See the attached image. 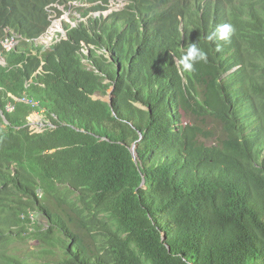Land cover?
Wrapping results in <instances>:
<instances>
[{
	"label": "trees",
	"instance_id": "1",
	"mask_svg": "<svg viewBox=\"0 0 264 264\" xmlns=\"http://www.w3.org/2000/svg\"><path fill=\"white\" fill-rule=\"evenodd\" d=\"M14 1L32 7L18 34L51 27L38 3ZM191 1L130 0L111 25L81 24L36 55L14 53L0 106L16 105L9 136L30 162L20 168L25 200L10 199L0 177V244L11 228L39 224L34 237L56 257L46 264H264V0ZM226 23V43L207 40ZM191 43L207 62L181 73ZM112 86L113 106L93 98ZM8 93L49 108L55 128L31 135L30 106ZM189 115L222 128L186 125Z\"/></svg>",
	"mask_w": 264,
	"mask_h": 264
},
{
	"label": "clouds",
	"instance_id": "2",
	"mask_svg": "<svg viewBox=\"0 0 264 264\" xmlns=\"http://www.w3.org/2000/svg\"><path fill=\"white\" fill-rule=\"evenodd\" d=\"M114 1L121 2V0H110V2L106 4L104 0H97L95 2L84 3L76 0H69L65 3H53V0H30V6L33 3H38L40 6H42L43 10L49 15L48 20L51 21L50 24H53L54 22V15L61 18L66 11L70 13V15H72V19H75V15H81L82 20H77L76 24H73L75 21L72 20L70 23L65 22L62 26V28H64L65 30L60 36L64 37L65 41H67L69 40L70 31L79 28L81 24H85V27H97L105 23H107V25H111L114 22L118 21L116 15L121 14L127 7L131 5V2L130 0H126L128 5L125 6L123 10L116 11L112 10L114 8V6H112V3ZM191 5H195V0L191 1ZM101 6L104 7V9H99V7ZM58 7H64L65 11H59ZM31 9L32 7L29 8L23 5L21 2L18 3L14 0H0V53L2 54L0 57V77L8 75L12 72L11 59L15 52H20L24 55H36L37 49L41 48V46L45 47L46 49H49L53 46L49 45V47H47L45 45L38 44L39 42L49 44L51 35L50 32L47 30L48 27L43 32V34H40L39 36L33 37L31 39L25 38L23 35L17 33V30L20 29L21 14L30 15ZM71 9L73 10L71 11ZM84 12L87 13L86 16L83 15ZM96 19L98 23H96ZM91 20H93V25H88L89 21ZM234 31V27L231 24L226 23L218 26L216 30L211 32L206 38L209 41L219 39L220 41H223V43H226L230 39V35ZM5 42L8 43L7 46H4ZM91 48L93 47L84 46L82 51L85 55L90 57ZM219 50L220 47L219 45H217V51ZM100 53L105 54L108 52L106 51ZM201 61L205 63L207 62V54L201 48H199L196 43H191L188 45L184 55L178 61H176V63L179 64L180 71L181 73H183L193 71L194 65ZM233 73L234 71H230L227 74L230 76ZM226 75L225 78L228 77ZM32 83L33 79L29 81L28 86H30ZM2 90L3 88L0 86V92ZM8 97L14 99L16 102L30 106L31 109L30 112L26 115V124L23 126V128H26L31 135H41L46 132L49 127L55 128V126L48 119L46 114L50 113L53 116H56V114L51 112L49 108H40L38 103L32 102L27 98L17 97L12 93H8ZM108 102L111 103V105L113 106V95L112 100ZM16 108V105L12 103L7 104L5 108L0 106V177L2 175L8 177V185L12 191V196L10 197V199L14 201H17L18 197L19 199L22 197L20 192L22 191L20 185L21 181L19 178L22 177L20 174V168H24L23 159H17V155L15 152L19 154L24 153L16 144L15 138H10L8 131V127L10 126V120L8 118V115L14 113ZM40 116H42L43 119L37 120V118H40ZM14 145L16 146V148L14 147ZM58 150H62V148ZM58 150H50L47 151L46 154L52 155ZM43 195L44 194L42 192H39L40 198ZM22 199L25 200L26 197H22ZM37 214L38 213L33 214L32 211V220L33 218L35 221L39 220L37 218ZM36 229H40L39 224H36L35 227H29L28 231L25 233L11 228V232L7 234L4 241L0 244V260L1 251H4V249L7 248L4 253L12 256L14 259L10 258L9 256L5 264H8V262L19 264L18 261L16 262L18 256L15 254L17 253V251L14 250V244L17 240L24 242L31 237L35 238L33 232H36ZM36 240L40 241L39 238H37Z\"/></svg>",
	"mask_w": 264,
	"mask_h": 264
},
{
	"label": "rangeland",
	"instance_id": "3",
	"mask_svg": "<svg viewBox=\"0 0 264 264\" xmlns=\"http://www.w3.org/2000/svg\"><path fill=\"white\" fill-rule=\"evenodd\" d=\"M127 5H128V3L126 2V0L125 1L121 0V2L114 1L112 3V6H114V8L112 10L120 11V10H123L124 7ZM72 6H74V5H72ZM58 10L61 12L65 11L64 7H58ZM72 10L73 9H71V11ZM53 20H54V22H53L51 30H50V35L53 36V39H55L57 37V35H55V32H60V35H61L62 32L64 31L62 26L64 25L65 22L70 23L73 20V21H75L73 24H76V21L77 20L81 21L82 18H81V15H75V19H72V15H70V13H68L66 11L65 14L61 18L54 15ZM60 38L61 37H59V39ZM52 40H50L49 42H51ZM38 44L45 45L47 47H49V45H50V44H47L44 42H39ZM7 45H8V43L5 42L4 46H7ZM1 55L2 54L0 53V57H1ZM85 63L88 64V62H85ZM226 76H229V75L227 74ZM106 83H109V81H107ZM114 88H115L114 86L110 87L106 96L99 94L98 96H94L93 98L95 100L99 99V100L106 101V102L111 101ZM40 119H43L42 116H40V118H37V120H40ZM185 123H186V125L187 124L199 125L203 128V130L205 132L216 133L217 131H220L222 128L221 124L218 123L216 120H214V118H210V117L205 118L204 117V119L202 120L201 118L198 119V117L196 115L187 116L185 118ZM200 140L208 146H211L212 145L211 143H213L212 137L208 136L207 133L202 138L200 136ZM15 153L17 155V159H23V167L28 168V164L30 162V155L19 154L17 152H15ZM142 186H144V185L142 184ZM37 218L40 220L41 224H44L47 226L48 222L46 221V219L43 215L37 214ZM41 243H42L41 241L36 240L33 237L27 239L24 242L17 240L14 244V250L17 251V253H15V254L18 256L17 261L20 263H23V264H46L45 261L56 258L54 255L46 254V253L42 252V248L40 246ZM8 264H14V263L8 262ZM16 264H18V263H16Z\"/></svg>",
	"mask_w": 264,
	"mask_h": 264
},
{
	"label": "bare ground",
	"instance_id": "4",
	"mask_svg": "<svg viewBox=\"0 0 264 264\" xmlns=\"http://www.w3.org/2000/svg\"><path fill=\"white\" fill-rule=\"evenodd\" d=\"M51 27H52V25H51ZM51 27L48 29V31L50 32V30H51ZM64 29V28H63ZM65 30V29H64ZM55 35H57V37L55 38V39H53V36H51V38H50V40H52L51 42H49V44L50 45H54L55 43H57V42H59L60 41V39L62 38L61 36H59L60 35V32H55ZM59 37H61L60 39H59Z\"/></svg>",
	"mask_w": 264,
	"mask_h": 264
},
{
	"label": "water",
	"instance_id": "5",
	"mask_svg": "<svg viewBox=\"0 0 264 264\" xmlns=\"http://www.w3.org/2000/svg\"><path fill=\"white\" fill-rule=\"evenodd\" d=\"M132 152H133L134 156L136 157V156H137L136 146H134V147L132 148ZM143 185H145V181L143 182Z\"/></svg>",
	"mask_w": 264,
	"mask_h": 264
}]
</instances>
